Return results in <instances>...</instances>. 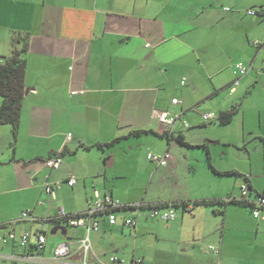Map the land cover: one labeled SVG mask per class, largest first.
Listing matches in <instances>:
<instances>
[{"label": "crops", "instance_id": "crops-1", "mask_svg": "<svg viewBox=\"0 0 264 264\" xmlns=\"http://www.w3.org/2000/svg\"><path fill=\"white\" fill-rule=\"evenodd\" d=\"M250 8L259 9V14L249 15ZM262 8L264 0H0V56H10L28 40L24 54L27 92L17 136L11 125L0 124V264H43L39 259L52 255L58 245L51 249L46 245L43 252L36 248L35 233H45L48 243L47 223L53 225L52 230L63 226L65 234L62 229L53 234H68L67 239L78 243L86 230L52 217H57L61 208L66 212L85 210L95 189L124 204H134L136 198L130 190L123 193L118 189L117 180L136 176L133 158L142 144L129 142L144 135L156 138L146 139V147L161 155L169 153L173 140L183 135L187 144H182L204 145L210 160L202 167L199 163L188 165L182 173L176 156L171 159L169 154L170 163L160 165L169 174L159 180L168 193L158 201L143 200V206L120 212L114 225L103 219L100 230L90 234L91 261L95 255L105 262L114 256L122 264L136 260L141 264H186L181 261L188 252L157 251L154 260L145 244L136 246L134 241L131 245L133 237L153 231L139 223L143 209L150 210L151 216V204L167 211V203L186 202L190 204L183 215L192 217L169 223L168 229L180 230L188 221L204 226L210 213L202 206H214L227 220L226 224L224 218L222 226L225 245L239 244L235 242L239 234H250L258 239L250 243L252 260L264 264V210L255 216L248 204L221 202L225 197L239 198L244 186L249 187V200L264 194ZM237 62L252 68L240 78V87L231 92L235 97L225 100L216 91L220 85L231 87ZM230 68L234 79L221 84L223 72ZM177 76L188 77V84L186 78L180 81L187 84L182 95L187 110L205 102V107L218 112L214 128L233 126L234 135L209 136L210 142L201 144L190 140L193 130L175 133L184 113L175 112L177 106L184 107V101L174 104L176 97H169ZM2 100L0 96V106ZM131 103L139 106L130 109ZM156 109L180 116L172 127L173 136L153 116ZM223 111L235 112L229 123L219 120ZM184 126L190 127L185 122ZM211 142L229 146L228 160H215ZM56 155L62 156L60 166H48L46 161ZM71 176L77 180L73 186L67 182ZM167 176L170 180L165 183ZM56 183L59 187L54 196L46 186ZM81 195L84 198L79 203ZM209 200L212 202H205ZM197 201L199 209L190 212L189 206ZM24 212L35 219L23 218ZM127 217H136L137 224H124ZM68 228L73 229V235ZM12 231L16 239L9 238ZM25 231L33 236L24 246L19 237Z\"/></svg>", "mask_w": 264, "mask_h": 264}, {"label": "rangeland", "instance_id": "rangeland-1", "mask_svg": "<svg viewBox=\"0 0 264 264\" xmlns=\"http://www.w3.org/2000/svg\"><path fill=\"white\" fill-rule=\"evenodd\" d=\"M237 60L241 59H236L235 61ZM261 76L264 80V71L261 73ZM234 77L235 75L233 73V70L231 68L226 69L223 72V76L220 79V82L221 84L227 83L228 80H233ZM183 78H186V83L188 84L187 76L180 78H178V76L175 77L174 86L170 89L169 94L170 98L175 96L176 98L182 99L184 101V107H182L183 109L178 106L177 109H175V112L179 114L184 112L182 114V120H180L176 125L175 133H178L180 129H183L184 131L193 130L192 136H190V140L201 142V144L210 142L209 140H211V137L209 136H219L220 138H227L234 135V132L232 130L233 126L222 125L217 129L214 128L216 125H218V118L215 120L207 121L205 125H201V122H204L201 117L202 114L215 110L211 107H205V102L187 110V108L185 107L187 106V104H185L186 99L182 96L185 90V87L183 85H185L186 83L182 84L180 82ZM243 78L241 79V82L243 81ZM221 86L222 85H220L218 91H216V94H221L225 100L230 99L233 96L235 97V95L230 91V86H228V88H222ZM237 87L239 88L240 85H238ZM246 96L247 93H245L244 96L242 95L243 99ZM135 105L139 106L138 103H131L130 109H132ZM214 112L218 115L217 111ZM137 122L139 121H135L134 124H138ZM184 122H187L190 127L185 128ZM206 134H209L208 137L206 136ZM146 139L156 140L153 135H144L142 138L134 137L132 138L131 142H129V144L131 145H136L137 143H140V145L142 144V147L140 146V149H137V153L133 158L136 161V170L138 171L136 176L117 180V188L122 190L123 193H126L128 190H130L132 196L136 198L134 203H138L143 200L146 202L158 201L160 197H163L166 193H168L166 188L159 183V180L162 178V175H168L169 172H164L162 168H164L165 166L157 165L149 158V152H153L155 154H160V152L155 151L152 148L148 149V147H146L148 146V144L146 143ZM140 140L142 142H140ZM173 141L174 144L172 149H170L169 154L171 155V159L173 158V156H176V160H178L180 165L182 166V173L186 172V167L188 165L199 163L200 167H202L206 162L208 163V161L210 160L207 149L204 145L200 146L193 144V146H187L180 143L176 139H174ZM166 142L168 144V140H166ZM125 143L126 142H124V144ZM129 144H127L128 148H130ZM211 144L215 146L212 147V150L216 161L228 160V151L230 149L228 145H220L218 143L213 144L212 142ZM124 150L126 151V148H124ZM116 167H118V164ZM127 170L128 172H131L130 168H127ZM173 176L175 178L177 177V175L175 174H173ZM168 178L169 176H167L166 180H164L165 183L170 180ZM132 185L133 187H131ZM83 198L84 196L81 195L79 203L82 202ZM69 200H71V197H69ZM51 202V200H48L47 205H50ZM73 202L75 204H78L77 200ZM202 207L207 208L210 213L208 214V221L205 222L204 226L195 222L188 221V223H186L184 227H181L180 230L176 228L168 229V224H174L177 222L182 223L184 220L190 219L192 217L191 215H186L184 217V207L182 205L173 207L176 211L177 217L171 222H166L157 217H151L150 210L146 208L143 209L139 215V223H144L146 227H152L153 231H148L144 234H138L137 238L133 237L131 245H134V241L136 242V246L138 244H145L146 247L149 248L150 258L154 260L156 259L157 251L171 250L175 252V254H178L179 251L182 250L189 253V256L182 259L181 261L186 264H262L255 263L254 260H252V256L250 253L253 250V245H250V243H255V241H258V239L251 237L250 234H239L240 236L238 237V240L235 241L239 242V244H234V246L225 245L226 239L223 240L222 237V226L225 218L223 211H218L214 208V206ZM217 207L220 209L222 208V205ZM195 209L197 212L199 207L197 206ZM183 218L185 219L181 221ZM225 221L227 224L226 218ZM52 226L53 225L51 223L45 224V230L47 231L48 235L47 249H51L58 243L67 239L68 235H63L60 232L53 234L51 232ZM68 231L70 235H73L72 228H68ZM139 231H141V229ZM262 238L263 237H261V239ZM5 245H8V242ZM212 247H214L217 252H220L216 253L215 250L212 249ZM50 256L51 255L47 254L45 255V258H49ZM159 260L163 261L167 259L159 257Z\"/></svg>", "mask_w": 264, "mask_h": 264}, {"label": "built area", "instance_id": "built-area-1", "mask_svg": "<svg viewBox=\"0 0 264 264\" xmlns=\"http://www.w3.org/2000/svg\"><path fill=\"white\" fill-rule=\"evenodd\" d=\"M228 9V8H227ZM264 13V8L261 9ZM248 14L251 16H257L259 14V9L250 8L248 9ZM254 44L256 46H260L259 41H255ZM251 67H248L243 62H237L235 64V73L236 78L233 81L230 91L233 92L235 87L240 84V78L247 75L250 71ZM184 83V82H183ZM172 102L174 104H180L182 100L178 98H173ZM153 116L157 118L160 123L163 125L164 130L168 133H172V127L176 124L177 120L180 118L179 115L172 113L167 110H155ZM217 117L215 112L209 111L203 113L202 118L204 121H210ZM186 126H189L187 122H185ZM70 136V135H69ZM68 136V138H69ZM149 158L152 159L159 165H166L169 162L170 155L169 153L165 154H155L149 153ZM62 162V156L56 155L46 161L47 165L50 167L58 168ZM70 186H73L77 180L75 177L71 176L67 180ZM59 187V184L56 183V186L53 184H48L46 186V190L55 196V190ZM248 191L249 187L244 186L242 188V194L239 197L240 199H248ZM231 199V197H228ZM254 201V210L253 213L255 216H259L264 208V196H259ZM193 206H189L188 210L190 212H194L195 209ZM137 207L143 206V202L134 203V204H124L120 202L118 199L114 198L109 194H102L100 190L95 189L93 194V199L89 201L88 207L79 212H66L64 208H61L57 214V217H52L54 220L57 218H62L67 221V223L71 227H82L86 230L87 234L82 237L79 242H76V239L68 238L58 243L56 248L54 249L53 254L49 258L39 259L43 264H122L117 257H111L109 262L103 261L99 256H95V261H91L92 257H90L92 248V242L90 239V234L94 231H98L101 228L102 220L106 219L110 224L114 225L118 222L119 213L125 212L129 207ZM151 207V216H158L164 220H172L176 217V211L172 207H170L167 211H161L157 204L149 205ZM23 218L30 217L31 219H35L33 216H29L28 213L22 214ZM49 220V219H47ZM124 224L135 226L137 224L136 217H127L124 220ZM33 234L30 231H25L19 237V241L21 245H28L30 243V239ZM35 241L38 245L39 249H46L47 245V236L45 233H35ZM10 239H16L17 235L15 231L9 233ZM30 260H35L34 257H28ZM132 264H141L140 260H136L132 262Z\"/></svg>", "mask_w": 264, "mask_h": 264}, {"label": "trees", "instance_id": "trees-1", "mask_svg": "<svg viewBox=\"0 0 264 264\" xmlns=\"http://www.w3.org/2000/svg\"><path fill=\"white\" fill-rule=\"evenodd\" d=\"M17 41H20V39H17ZM27 50L28 40L26 42H23L21 46L16 47L10 56H0V96L3 99L2 104L0 106V124L11 125L15 136H17L19 132L23 102L25 94L27 92L25 76L27 72L28 63L27 58L24 55ZM234 113V111H223L219 115V120L223 124L229 123L232 120ZM169 135L173 136L172 133ZM176 138L179 142L187 144L183 135H178ZM262 195L264 196V194ZM205 202L210 203L212 201L209 200ZM221 202H239L243 204H248L252 207L253 210L255 207L254 201L249 199L242 200L237 197H231V199L225 198L222 199ZM167 204L170 208L177 205H182L183 207H186L190 203L172 202ZM193 204L196 208V205L198 206L199 202H193ZM36 248L40 252H43V249H39L37 244Z\"/></svg>", "mask_w": 264, "mask_h": 264}, {"label": "water", "instance_id": "water-1", "mask_svg": "<svg viewBox=\"0 0 264 264\" xmlns=\"http://www.w3.org/2000/svg\"><path fill=\"white\" fill-rule=\"evenodd\" d=\"M58 229H62V232L65 234L67 231L63 226H56L54 227V229L52 230V233H55Z\"/></svg>", "mask_w": 264, "mask_h": 264}]
</instances>
